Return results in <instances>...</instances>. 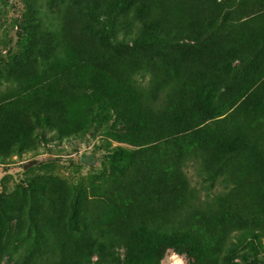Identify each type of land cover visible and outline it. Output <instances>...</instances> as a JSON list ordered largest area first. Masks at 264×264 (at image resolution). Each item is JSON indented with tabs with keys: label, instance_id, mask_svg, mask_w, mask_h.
<instances>
[{
	"label": "trees",
	"instance_id": "16d2710c",
	"mask_svg": "<svg viewBox=\"0 0 264 264\" xmlns=\"http://www.w3.org/2000/svg\"><path fill=\"white\" fill-rule=\"evenodd\" d=\"M23 1L39 53L0 74V164L47 129L76 137L99 118L131 148L110 151L112 172L83 200L45 184L22 207L31 230L11 264H159L167 250L221 264L264 217V12L242 22L264 0Z\"/></svg>",
	"mask_w": 264,
	"mask_h": 264
},
{
	"label": "rangeland",
	"instance_id": "374dc122",
	"mask_svg": "<svg viewBox=\"0 0 264 264\" xmlns=\"http://www.w3.org/2000/svg\"><path fill=\"white\" fill-rule=\"evenodd\" d=\"M254 6L255 2L250 1L242 22L257 11L264 12V2L259 8L262 10ZM25 12L27 6L23 0H0V74L17 68L20 61L25 60L23 64L31 63L30 59L39 53L36 40L21 29ZM226 119L227 115L222 116L210 125L222 127ZM100 120L92 122L88 131L76 137H58L47 129L44 133L48 142L37 138L36 150L15 153L8 163L0 164V254L4 255L0 256V264H11L7 251L16 248L24 235L29 238L30 216L21 217L22 207L26 204L37 205V201L42 200V187L45 184L53 178L66 181L83 200L90 196L93 187L100 185L112 172L113 166L107 159L110 151L119 147L131 148L106 136L113 120ZM186 173L193 186L200 189L208 187L198 166L190 165ZM222 191V184L218 183L207 193L212 196ZM260 214L264 216L263 210ZM250 227L252 234L239 232L227 242L222 250L221 264H264V217L252 222ZM121 255H124V251H121ZM191 263L196 261L173 250H167L159 262Z\"/></svg>",
	"mask_w": 264,
	"mask_h": 264
}]
</instances>
